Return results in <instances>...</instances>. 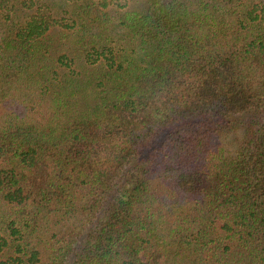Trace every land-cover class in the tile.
<instances>
[{
  "label": "trees",
  "instance_id": "16d2710c",
  "mask_svg": "<svg viewBox=\"0 0 264 264\" xmlns=\"http://www.w3.org/2000/svg\"><path fill=\"white\" fill-rule=\"evenodd\" d=\"M0 264H264V0H0Z\"/></svg>",
  "mask_w": 264,
  "mask_h": 264
}]
</instances>
